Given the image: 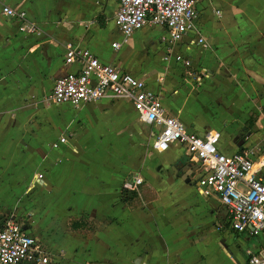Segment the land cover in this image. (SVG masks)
<instances>
[{"label":"crops","instance_id":"obj_1","mask_svg":"<svg viewBox=\"0 0 264 264\" xmlns=\"http://www.w3.org/2000/svg\"><path fill=\"white\" fill-rule=\"evenodd\" d=\"M3 6L26 12L41 33H21L18 20L0 16V220L24 213L18 219L53 255L51 264L59 258L246 264L250 254H264V233L218 226L220 212L228 219L226 208L217 196L200 195L199 181L190 177L201 166L181 146L157 152L156 128L129 101L78 108L47 101L56 79L77 70L65 63L66 45L73 43L145 80L168 114L199 137L220 132L222 153L250 149L258 162L264 155V0H198L197 28L208 46L191 33L171 49L159 26L135 31L131 45L114 49L122 41L117 0H0ZM132 46L138 61L127 56ZM178 55L191 67L176 61ZM56 132L69 145L54 148ZM257 167L264 179V167ZM135 177L144 181L139 193L124 190ZM207 211L211 223L202 219ZM216 227L225 234L217 241L198 232Z\"/></svg>","mask_w":264,"mask_h":264},{"label":"built area","instance_id":"obj_2","mask_svg":"<svg viewBox=\"0 0 264 264\" xmlns=\"http://www.w3.org/2000/svg\"><path fill=\"white\" fill-rule=\"evenodd\" d=\"M197 1L117 0L115 23L122 41L113 43V48L121 49L135 31L147 26L167 30L162 41L169 49L191 33L196 34V44L207 47L197 28ZM0 16L18 20L21 33H41L40 27L28 20L24 11L3 6ZM169 60L170 56H165V61ZM176 61L191 67V61L182 56H176ZM65 63L77 66V70L56 79L47 98L49 104L78 108L107 99L129 101L139 119L156 128L153 147L157 152L164 153L172 146H181L189 161L201 166L199 193L205 197L217 196L227 210L231 230L252 236L264 233V179L257 170V163L260 168L264 167V155L256 162L250 149L230 155L222 153L218 147L220 132L211 131L204 138L191 132L181 120L168 114L160 97L148 89L145 80L101 62L89 49L68 43ZM67 140L66 136L61 137L54 143V148ZM43 178L42 174L38 175V180ZM143 182V178L135 177L124 184V190L139 193ZM52 256L36 237L25 231L18 218L0 220V264H51ZM246 264H264V254H250Z\"/></svg>","mask_w":264,"mask_h":264},{"label":"rangeland","instance_id":"obj_3","mask_svg":"<svg viewBox=\"0 0 264 264\" xmlns=\"http://www.w3.org/2000/svg\"><path fill=\"white\" fill-rule=\"evenodd\" d=\"M160 33H158V32H156V36H158ZM140 35V34H139ZM130 41H131V38L129 39V43H130ZM130 45H131V43H130ZM134 48L135 47H131V50H130V53H129V55H127L128 56V58H130L131 60H137L138 61V59H139V57H137L136 56V52H135V50H134ZM173 62V60H171V62L170 63H172ZM172 70L171 71H169V75H171L172 74ZM175 73V72H174ZM170 77V76H169ZM168 79H170V78H168ZM193 101L195 102V100L193 99ZM196 106H199L201 109H202V106L204 107L205 106V104H202V102H201V104L200 105H198L197 103H196ZM57 111H58V107H57V109H56V111H55V113H54V116L55 117H57ZM59 120L62 122V120L59 118ZM185 120V119H184ZM60 136H61V132L59 133V132H56L55 133V135L52 137V139H51V141L53 142V144H52V146L54 145V142L57 140V141H60ZM67 145H69V142L68 143H66L65 145H62V146H67ZM54 147V146H53ZM190 177L191 178H193V179H195V180H197V181H199L201 178H202V176H201V167H199V166H197V165H194L193 167H192V170H191V173H190ZM194 190H196L195 188H193ZM198 190H199V188H198ZM197 191V190H196ZM199 194V193H198ZM39 197H40V194H35V199L38 201L39 200ZM19 214L17 215V216H21V215H23L24 213H20V212H18ZM223 211H222V213L220 212L219 213V215L217 216V223H218V226H229V224H228V220H224V218H223ZM18 217V218H19ZM21 218V217H20ZM212 218H213V216H211V214H209V211H207L206 213H204V215H202V219H203V221L204 222H209V223H211L212 221ZM196 222V220L194 221V223ZM211 225V224H210ZM198 232L200 233V235H202L203 234V237H205V238H207V239H209V240H213V241H217V239H220V238H223V237H225V234H223V232H220L219 230H217V227L215 228V230L214 231H211V233L209 234V233H206L205 231H203L202 230V228H200V229H198ZM204 234H206V235H204ZM261 234H263V233H260V234H258V235H256V236H259V235H261ZM248 237H241L240 238V241H242V243L243 242H246V241H248V240H246ZM230 241H236L235 240V238L232 236V237H230ZM238 243H240V242H238ZM55 260H57V259H55ZM55 260H54V262H55ZM53 264H80V263H75L72 259H69V258H59L58 260H57V262H55V263H53Z\"/></svg>","mask_w":264,"mask_h":264}]
</instances>
